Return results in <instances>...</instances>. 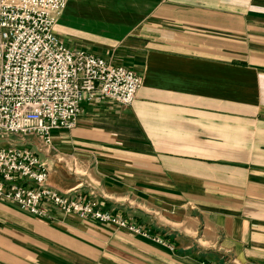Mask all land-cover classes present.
Returning a JSON list of instances; mask_svg holds the SVG:
<instances>
[{"label": "crops", "instance_id": "1", "mask_svg": "<svg viewBox=\"0 0 264 264\" xmlns=\"http://www.w3.org/2000/svg\"><path fill=\"white\" fill-rule=\"evenodd\" d=\"M55 32L143 85L53 133L49 184L142 233L5 200L0 264H264V0H69Z\"/></svg>", "mask_w": 264, "mask_h": 264}, {"label": "built area", "instance_id": "2", "mask_svg": "<svg viewBox=\"0 0 264 264\" xmlns=\"http://www.w3.org/2000/svg\"><path fill=\"white\" fill-rule=\"evenodd\" d=\"M68 1L0 0V203L48 219L57 208L127 226L85 195L48 183L42 156L55 152V131L77 125L82 103L108 98L129 106L143 85L134 70L60 40L55 27Z\"/></svg>", "mask_w": 264, "mask_h": 264}, {"label": "rangeland", "instance_id": "3", "mask_svg": "<svg viewBox=\"0 0 264 264\" xmlns=\"http://www.w3.org/2000/svg\"><path fill=\"white\" fill-rule=\"evenodd\" d=\"M73 170V169H72ZM69 170V172H71V173H76V170ZM49 183V182H48ZM56 189V188H55ZM57 190V189H56ZM62 193V192H61ZM86 196V195H85ZM87 197V196H86ZM88 198V197H87ZM12 203V202H11ZM52 211H59V210H57V208H53V210ZM111 213V212H110ZM113 215V214H112ZM52 216H53V219H54V215L52 214ZM115 216V215H114ZM85 219H92V220H95V221H97V222H100V223H102V224H107V223H112V222H101V221H99V220H97V219H94V218H85ZM123 220H125V219H123ZM127 223H126V225L127 226H122V225H120V224H117V223H112V224H114V225H116L118 228H122V229H125V230H128V231H130V232H133V233H136V230H134V229H132V226H136V227H138L137 225H135V224H133V223H131V222H129V221H127V220H125ZM137 234H140V233H137Z\"/></svg>", "mask_w": 264, "mask_h": 264}]
</instances>
